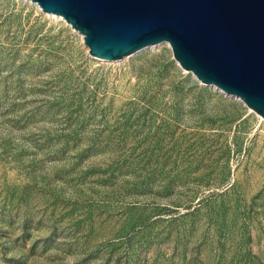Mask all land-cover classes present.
Masks as SVG:
<instances>
[{
  "label": "rangeland",
  "instance_id": "1",
  "mask_svg": "<svg viewBox=\"0 0 264 264\" xmlns=\"http://www.w3.org/2000/svg\"><path fill=\"white\" fill-rule=\"evenodd\" d=\"M0 264H264V119L166 42L102 60L0 0Z\"/></svg>",
  "mask_w": 264,
  "mask_h": 264
},
{
  "label": "water",
  "instance_id": "2",
  "mask_svg": "<svg viewBox=\"0 0 264 264\" xmlns=\"http://www.w3.org/2000/svg\"><path fill=\"white\" fill-rule=\"evenodd\" d=\"M114 60L166 42L179 66L264 119V0H30Z\"/></svg>",
  "mask_w": 264,
  "mask_h": 264
},
{
  "label": "bare ground",
  "instance_id": "3",
  "mask_svg": "<svg viewBox=\"0 0 264 264\" xmlns=\"http://www.w3.org/2000/svg\"><path fill=\"white\" fill-rule=\"evenodd\" d=\"M50 14V13H49ZM55 16H57V17H60L59 15H55ZM165 42V41H164ZM149 46H151V45H149ZM147 47V46H146ZM136 51H138V50H136ZM99 59H101V58H99ZM102 60H106V59H102ZM187 71H189V70H187Z\"/></svg>",
  "mask_w": 264,
  "mask_h": 264
}]
</instances>
